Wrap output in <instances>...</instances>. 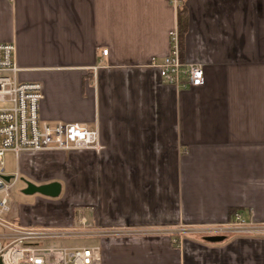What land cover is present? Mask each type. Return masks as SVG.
<instances>
[{
	"label": "crops",
	"instance_id": "0c3cea01",
	"mask_svg": "<svg viewBox=\"0 0 264 264\" xmlns=\"http://www.w3.org/2000/svg\"><path fill=\"white\" fill-rule=\"evenodd\" d=\"M185 5L182 58L205 75L188 88L150 65L178 26L169 0H0V42L15 43L19 80L43 84L41 118L98 128L103 145L13 153L21 190L61 193H23L8 219L109 231L92 238L102 264H264V234L180 233L237 211L264 223V0ZM123 228L153 233L109 234Z\"/></svg>",
	"mask_w": 264,
	"mask_h": 264
},
{
	"label": "built area",
	"instance_id": "2783aa9c",
	"mask_svg": "<svg viewBox=\"0 0 264 264\" xmlns=\"http://www.w3.org/2000/svg\"><path fill=\"white\" fill-rule=\"evenodd\" d=\"M183 0H169L178 10ZM169 53L162 59L153 57L150 65L160 70L163 80L179 87L201 86L205 82L201 64L187 63L182 58L178 26L169 33ZM108 54V49L103 50ZM21 68L16 62L15 43L0 42V264H102L99 245L59 247L45 245L46 241L84 235L81 228L25 227L8 219L9 192L17 183L15 175L6 181L5 155L12 152L18 157L24 151L41 150H101L98 128L79 122H49L40 116L44 86L38 81H21ZM93 234H106L93 230ZM149 232V231H148ZM156 232V231H154ZM89 233V232H88ZM114 233V232H113ZM173 235V231H168ZM180 233L210 236L264 234V223L245 219L240 212L227 223L207 224L183 229ZM88 235V234H86ZM178 240L174 239L176 243Z\"/></svg>",
	"mask_w": 264,
	"mask_h": 264
},
{
	"label": "rangeland",
	"instance_id": "374dc122",
	"mask_svg": "<svg viewBox=\"0 0 264 264\" xmlns=\"http://www.w3.org/2000/svg\"><path fill=\"white\" fill-rule=\"evenodd\" d=\"M7 103H0V106H6ZM5 162L8 168H15L17 165V160L14 156L13 153L8 152L5 155ZM25 196L23 195V192L21 190V182L16 184L10 189L9 192V205L10 208H15L18 202H20ZM90 230V229H87ZM162 230H160L161 232ZM89 232V233H88ZM114 232V233H113ZM111 231L109 234L111 235H134V234H139V233H153L152 231H145L143 228H137V229H128V228H123V229H116L114 231ZM157 232V231H156ZM84 235H81L79 237H68V238H61V239H53V240H48L46 241V244H54L59 247H77V246H90L94 245L92 238L94 236L98 235H103V234H93L90 231L83 232ZM88 234V235H86Z\"/></svg>",
	"mask_w": 264,
	"mask_h": 264
},
{
	"label": "water",
	"instance_id": "95a60500",
	"mask_svg": "<svg viewBox=\"0 0 264 264\" xmlns=\"http://www.w3.org/2000/svg\"><path fill=\"white\" fill-rule=\"evenodd\" d=\"M6 181H10L11 176L1 175ZM25 183V187L22 189L25 194H36L49 196V197H58L61 193V183L58 181H53L50 183L36 184L32 181H29L25 178L22 179ZM226 239L225 236H210L206 237L205 240L209 242H221Z\"/></svg>",
	"mask_w": 264,
	"mask_h": 264
},
{
	"label": "trees",
	"instance_id": "16d2710c",
	"mask_svg": "<svg viewBox=\"0 0 264 264\" xmlns=\"http://www.w3.org/2000/svg\"><path fill=\"white\" fill-rule=\"evenodd\" d=\"M188 25V10L185 5V0L182 1L178 8V29L181 40V49L183 50L185 35L187 32Z\"/></svg>",
	"mask_w": 264,
	"mask_h": 264
}]
</instances>
